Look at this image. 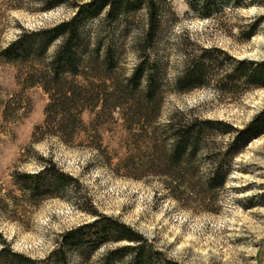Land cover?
I'll return each mask as SVG.
<instances>
[{
	"label": "trees",
	"instance_id": "1",
	"mask_svg": "<svg viewBox=\"0 0 264 264\" xmlns=\"http://www.w3.org/2000/svg\"><path fill=\"white\" fill-rule=\"evenodd\" d=\"M173 1L77 3L72 5L75 16L70 20L52 28L23 30L0 51V62L29 67V86H39L49 95L45 128L51 135L75 146L94 125L82 123V114L98 104L127 116L131 155L120 165L129 176L137 181H157L167 199L186 209L215 212L234 171L235 158L264 134V113L242 130L229 123L192 119L183 112L170 123H158L166 90L174 87L175 93L185 94L214 88L220 98L240 99L264 88V63L239 60L221 48L206 47L189 32L177 34L171 27L179 22ZM246 1L234 3L242 8ZM41 2V10L50 11L64 0ZM228 2L187 0V5L191 12L209 21L214 11L223 15ZM248 29L246 39L250 40L256 34V25ZM128 39L137 60L130 76L122 63ZM54 45L56 51L48 60ZM173 55L179 57L181 71L170 83L167 68ZM99 128H95L97 134L92 141H80L76 146L99 150ZM227 141L230 144L224 147ZM79 184L54 159L45 160L37 172H16L13 176L21 202L36 206L72 192L73 202L94 217L92 223L62 235L59 250L44 264H93L97 253H101L97 264H176L133 227L100 214L88 199L75 195ZM0 246V264H37L15 253L1 232Z\"/></svg>",
	"mask_w": 264,
	"mask_h": 264
},
{
	"label": "rangeland",
	"instance_id": "2",
	"mask_svg": "<svg viewBox=\"0 0 264 264\" xmlns=\"http://www.w3.org/2000/svg\"><path fill=\"white\" fill-rule=\"evenodd\" d=\"M91 1L64 0L53 10L42 11L41 0H0V51L23 30L55 27L75 16L72 5ZM173 7L179 22L171 27L177 34L189 32L206 47L221 48L239 60L264 63V0H247L242 8L229 0L224 14L214 11L209 21L191 12L187 0H174ZM250 25H256V34L247 40ZM125 43L122 63L130 76L137 60L131 39ZM55 51L56 45L48 60ZM180 71V59L173 55L167 68L170 83ZM29 72L27 66L0 62V232L15 253L44 264L59 250L62 235L94 221L73 202L72 192L36 206L21 202L14 174L37 172L45 160L54 159L61 170L80 181L75 195L88 199L100 214L133 227L176 264H264V134L235 158L215 212L189 210L167 199L157 181L132 179L120 165L131 155L127 116L100 104L82 114V123L94 125L76 143L92 141L95 128L100 127L99 150L69 146L61 136L51 135L45 128L50 97L41 87L29 86ZM179 112L242 130L264 113V88L240 99L220 98L214 88L185 94L167 88L158 123H170ZM100 255H94L93 264Z\"/></svg>",
	"mask_w": 264,
	"mask_h": 264
}]
</instances>
